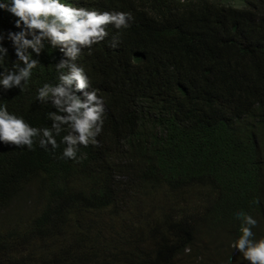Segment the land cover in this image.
Here are the masks:
<instances>
[{
    "label": "trees",
    "instance_id": "16d2710c",
    "mask_svg": "<svg viewBox=\"0 0 264 264\" xmlns=\"http://www.w3.org/2000/svg\"><path fill=\"white\" fill-rule=\"evenodd\" d=\"M71 2L134 20L77 61L105 102L97 144L72 160L66 133L54 150L0 142V264H249L231 245L241 210L264 237V0ZM9 30L15 17L0 11ZM62 57L49 48L28 90L0 89V102L51 127L36 90ZM80 175L102 181L98 196L72 183Z\"/></svg>",
    "mask_w": 264,
    "mask_h": 264
},
{
    "label": "clouds",
    "instance_id": "9594fccd",
    "mask_svg": "<svg viewBox=\"0 0 264 264\" xmlns=\"http://www.w3.org/2000/svg\"><path fill=\"white\" fill-rule=\"evenodd\" d=\"M0 11L15 17L17 29L0 33V89L25 92L34 73L43 71L40 58L47 50L51 48L63 54L54 65L56 82H45L36 90V99L55 109L48 113L51 127L32 126L23 116L10 112L7 103L0 102V142L26 146L29 150L37 144L46 150L51 146L54 150L59 147L57 137L66 133L62 136L65 145L62 158L77 160L81 146L98 143L105 117L104 99L98 95V89L92 88L89 75L77 61L85 49L91 51L109 36V25L117 30L130 27L134 20L132 13L76 6L71 0H0ZM117 37L111 41L113 48L119 45ZM5 40L11 43L14 60ZM81 92L83 95H78ZM89 178L80 175L77 180L72 179V183L88 187L86 194L93 192L94 197L98 196L104 185L102 181L90 183ZM49 179L45 176V180ZM38 184L47 187L45 181ZM34 185L23 187L27 201H35L43 194ZM77 197L78 194L63 202V215L69 205L79 200H75ZM235 215L240 221L241 234L231 246L235 252L242 253L249 264H264V237L257 239L253 231L258 220L243 210ZM35 218L36 214L27 220Z\"/></svg>",
    "mask_w": 264,
    "mask_h": 264
}]
</instances>
